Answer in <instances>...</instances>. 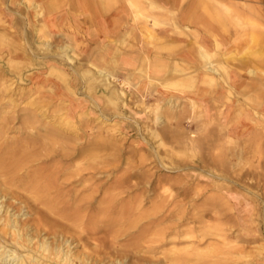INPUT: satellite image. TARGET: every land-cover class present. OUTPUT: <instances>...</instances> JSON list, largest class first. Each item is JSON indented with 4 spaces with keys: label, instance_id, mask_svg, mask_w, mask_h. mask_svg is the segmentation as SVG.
Instances as JSON below:
<instances>
[{
    "label": "rangeland",
    "instance_id": "374dc122",
    "mask_svg": "<svg viewBox=\"0 0 264 264\" xmlns=\"http://www.w3.org/2000/svg\"><path fill=\"white\" fill-rule=\"evenodd\" d=\"M184 1L193 2L195 13L203 14L212 29L226 37L214 52L218 54V63L220 60L225 62L227 69L234 67L235 58L245 57L258 49L264 51V0ZM35 3L38 0H0V107L3 108L0 123L9 115L6 112L10 108L4 103L11 96L19 103L15 110L21 117L12 122L15 127L22 126V110L28 108L33 112L34 121L71 120L77 126L79 136L77 143L70 145L81 146L85 151L71 161L72 169L88 165L91 161L88 154L91 153L95 160L98 159L92 161L97 166L96 184L101 186L108 180L106 186L128 185L132 189L120 197L139 204L140 212L156 211V216H160L171 209L177 216L154 229L169 227L157 242H150L148 239H153L154 235L148 233L136 239L139 226L145 220L135 228H119L124 234L108 236V247L94 240L77 242L61 233L58 242L67 240L64 246L70 245L81 257L89 256L91 264H116V261L121 264H264L263 119L246 136L235 138L230 135L233 137L230 140L220 112L209 117L195 110L198 117H194L186 89L179 83L172 86L173 96L177 97L172 105L165 102L164 97L168 94L163 97L145 94L143 105L133 104L130 95L127 105H122L117 97L108 98L109 94L102 91L98 81L78 80L81 67L77 63L84 60L77 50V67L71 71L68 65L55 66L51 53L44 54L37 49V43L45 40L54 44V48L67 41L41 29V20L39 23L32 8ZM147 9L149 11V7ZM135 24L137 22L132 19L130 44L137 45ZM139 35L143 42L149 43L141 32ZM17 45L23 47L18 51L19 58L17 54L11 56ZM31 53L39 57L33 59ZM46 62L51 64L45 65ZM52 66L61 67L60 72H53ZM121 78V74L116 75L115 88L122 86ZM125 88L128 94L131 93L130 88ZM60 94L64 97H58ZM89 97L94 98L98 106H94ZM107 98L110 103H106ZM68 101L85 105L86 113L84 107L80 110L73 107V117L69 116ZM156 103L161 105L157 115L160 120L150 111ZM36 125L39 126V122ZM50 132L58 136L63 134L52 128ZM37 133L44 135L47 132L40 127ZM7 135L17 134L9 131ZM92 141L94 144H90ZM105 171L109 172L108 178L103 175ZM119 190L111 188L112 196ZM89 193L87 190L82 194ZM102 197L98 191L94 204L104 206ZM114 204L117 205L115 199ZM22 208L19 219L29 220L32 212L23 205ZM45 237L54 241L51 234L42 232V238Z\"/></svg>",
    "mask_w": 264,
    "mask_h": 264
},
{
    "label": "bare ground",
    "instance_id": "6f19581e",
    "mask_svg": "<svg viewBox=\"0 0 264 264\" xmlns=\"http://www.w3.org/2000/svg\"><path fill=\"white\" fill-rule=\"evenodd\" d=\"M17 2L19 3V1ZM126 2L133 10L132 19L137 22V24H135L136 31L141 32V35H143L145 39L149 40L147 46L150 45L149 47L151 49L155 48L161 51L162 49H165L166 46H158V43H156V41L159 39L157 31L160 30L162 26H165L167 24L166 22H163L160 18H158L155 14L151 13L155 9L164 10V13H166L167 16L171 17V19H174L172 21L175 25V29H177L175 30V33L188 34V30L179 28L176 22L175 13L165 9V7L159 4V2L154 0H126ZM46 5L48 7L47 10L46 8L44 9L38 6V4L33 5L32 8L35 10V18H37V20H42L43 17L52 14L51 12L59 7L58 2L54 3L53 1L48 2ZM148 7L151 12L148 11ZM233 7L235 6L233 5ZM39 26H41V29L45 31L46 26L43 25V23H40ZM243 28L244 27H242V30H244ZM38 33L39 32H37L36 34ZM102 33L104 34L101 35L102 40L103 38H108L109 34L111 33V31L108 30L106 24L105 29ZM251 35L253 36L252 33ZM214 44L216 49L220 48V43L217 40H215ZM26 45L27 44H25V46ZM53 45L49 41L45 40L37 43V49L39 51H42L44 54L51 53L53 55V64L55 66L58 64L68 65L71 71H74L75 66L77 67L78 64V66L81 67L80 71H78V80H81V82H83V80L87 78L88 80L90 79V81H98L99 84H101L100 86L102 88V91H106L107 94H109L107 97L109 98L110 96H113L121 99L122 105L128 104L130 100V98L128 97L129 95L133 100V104L141 103L142 105L144 104L143 100L145 94H149V96L151 95V97H155V95H161L162 97L167 96L162 92V94L158 92V89L165 88L171 90V88H173L172 86L176 85L175 82H177L170 79L173 75L172 70L170 72V69L166 72V77L157 78L161 63L158 60L149 61L147 57H144L146 55L143 56L144 58L142 57L141 59H139V61L141 62L145 61L146 67L144 64L134 67V65L137 64H134L133 60H135V58L133 60L119 61L121 49L112 51L109 44H105L99 48L98 52H95L93 50L87 53L83 52L82 59L84 60V62L79 64L77 63L78 55H76V45L72 41V39H69L67 43L61 44L55 48L53 47ZM123 45H125L124 42H121L122 47ZM30 47L32 46L30 45ZM149 47L144 51L147 52L151 50L149 49ZM22 49L23 47L17 45V47L13 49L14 53H11V56L14 55L13 57H15V55L17 54L16 57L19 58L18 55H20V52L18 51H22ZM157 50L156 52L159 53V51ZM258 50L257 52H254L245 57H239V68L242 73H240L239 75L240 80H238V83H240L241 95L244 99L245 104L253 105L252 108L255 111V116H251L253 120L251 124L250 122L248 125L246 124V122L241 123L240 126L242 127L241 129H239L237 136H246L247 132L255 127L256 124H259L261 119H263L264 122V100L260 102V99L263 98L262 95L264 94V88L262 86L264 80V51H262L261 49L260 51ZM31 54L34 57L33 59H35L37 56L36 53ZM33 54H35V56ZM195 54L196 60L201 68L205 69L207 72H212L214 74H220V72H222V77L227 78V72L225 71L223 65L221 66L219 64L220 62L218 63V54H216V52L210 53L202 46H200L196 49ZM38 57L39 56H37V58ZM48 64L50 65L51 63H45V65ZM123 65H126L127 68L121 67ZM147 65H149V71L152 72L151 75L150 73L148 75L146 71ZM9 66V68H11V64ZM55 66L50 67L51 70H53V72H60L61 67L56 68ZM168 67L169 66H167V68ZM176 70H178L177 67ZM117 74H121L123 77L121 78L123 79L121 83L122 86L120 85L121 87L119 88H115L116 86H113ZM242 76L245 80L251 81H242ZM54 78L56 79V77ZM180 80L178 82L181 85L183 83L187 84L188 82L187 80ZM44 81L47 80L44 79ZM209 81L212 82L211 79ZM2 83L4 82L2 81ZM89 84L91 85V83ZM125 87L130 88L131 93L128 94L125 90ZM168 95V97H164L166 104H174L177 97L173 96V94ZM58 97H64V95L60 94V96L58 95ZM89 98L91 99V102L94 106H98V103L94 100V98ZM108 98L105 99L106 103H110V101L108 102ZM18 100H20V98ZM68 103L70 104L69 116L72 117L74 108L80 110L81 108L86 107L85 105L79 104L78 102L74 103L72 101H68ZM18 104L12 96L5 101L4 105L8 106L10 108V111L6 112L9 113V115L4 118V122L0 123V242L5 245L0 246V264H91L92 258L89 259V256H85L84 254V256L81 257L70 248V245L64 246L67 240H65L64 243L58 242L60 235L59 233H61L62 235H69L71 239L77 242L94 240L99 242L103 247H108L110 244H108V241H106V238L108 236H116V234L118 235V233H123L124 230H119V228H135L140 225L142 220L145 221L139 226V235L136 236V239L148 233L154 235L153 239H148L150 242H157L161 240L162 234L165 233V229H168L169 227L160 228L155 231L154 229L176 216L171 209H167V211L165 213H162L160 216H156V211L151 213L140 212L139 204H135L134 202H131V200L125 201L124 196L120 197V195L132 189L128 185L109 184L108 186H106V184H108V180L104 182V185L102 184L100 186L96 184L95 180L97 166L92 162L95 159L93 158V155L91 153L88 154V157L91 159L88 165H86L85 167H78L75 164V170L72 169L73 165L71 164V161L74 158L85 154V151L81 146L74 148L70 145V143H77V139L79 136V134L77 133V129L75 128L77 126H75L71 120L65 118L61 119L60 121H34L33 112H30V108H28L22 110V126L20 128L15 127L14 125H12V122L16 119L21 118L16 115L17 111L15 110V107ZM196 107V104L193 101H190V108L195 113L194 117H198V112H195ZM160 108L161 105L159 103H156L153 105V109L150 110L156 115L157 119H159L157 115ZM257 108L261 110V113L256 111ZM2 109L3 108L0 107V113L3 112ZM143 109L145 110L144 107ZM244 109L245 108H241L242 112L244 111ZM86 110L87 109L85 108V113ZM248 116V112H245L243 114V118H246ZM37 122H39V126L36 125ZM40 127L47 133L44 135L38 134L37 129ZM50 128L61 130L63 134L61 136L53 135L50 132ZM48 129L49 131H47ZM9 131L16 133L17 135L8 136L7 134ZM229 132L230 131H227L226 134L229 136L230 140H232L233 137L230 136ZM106 135L107 134L105 132V136ZM90 144H94V142L92 141L90 142ZM90 154L92 155L91 157ZM96 160L98 159L96 158ZM103 175L104 177L106 176L108 178L109 172L105 171ZM111 188H119L120 190L117 194L112 196L110 191ZM87 190H89L90 193L88 195H83L82 193ZM98 191H100V193L103 195L101 204H104V206L94 204L93 200L96 199L95 195ZM114 199L117 205L114 204ZM22 205L24 208H27L30 210V212H32L30 214L29 220L27 218L19 219V213L23 209ZM10 211H14V213H11ZM115 227H117V229L114 230ZM172 229L173 228H170V230ZM42 232L44 234H48V236L51 234L54 241H48L49 238L46 237L42 238ZM99 234H102V236L98 237ZM92 251L95 252L94 250ZM116 264L121 263L116 261Z\"/></svg>",
    "mask_w": 264,
    "mask_h": 264
},
{
    "label": "crops",
    "instance_id": "0c3cea01",
    "mask_svg": "<svg viewBox=\"0 0 264 264\" xmlns=\"http://www.w3.org/2000/svg\"><path fill=\"white\" fill-rule=\"evenodd\" d=\"M51 1L54 3L58 2L59 7L53 10L51 12L52 14H46L47 16L43 17L41 24L43 23L46 26V30L50 34H58L64 37L67 42L69 39H72L76 45V50L82 55L83 52L87 53L92 50L98 52L100 47L109 44L112 51L121 49L119 61L133 60L135 58L133 61L134 64H137L134 67L140 66L141 64H144L146 67L145 61H139V59L146 55L144 57H147L149 61L158 60L161 63L157 78L166 77L165 74L170 69V72L172 70L173 73L170 79L177 81L175 83H179V80H177L179 77H182L181 80H187V84L183 83L182 85L186 87L185 93L188 96V100L196 104V110L198 108L203 116L212 117L220 112L224 119L226 130L230 131L231 136L235 138L241 137L240 135L237 136L239 129L242 127L240 126L241 123L246 122L248 125L249 122L250 124L253 122L251 117L255 113L252 108L253 105L244 103L240 83H238V80H240L239 75L242 73L239 68V58L233 60L234 63L232 65H234V68L232 69H227L225 62L220 60L219 64L221 66L223 65L227 72V78L222 77V72L220 74L207 72L197 62L195 56L197 48L202 46L208 52H214V50L216 51L215 40H219L218 42L220 43V41H223L222 38L226 40V37L221 36L220 31L212 29L211 23L206 20L203 14L194 12L195 4L193 2H185L184 0H154L159 2L168 11L175 13L179 28L188 30V34L175 33L177 29H175L172 21L174 19L167 16L164 10L155 9L156 11L153 10L152 12L149 10L167 24L157 31L159 36V39L156 41L158 43L157 45H166L165 49L160 51L155 48L151 49L149 47L150 45L147 46L143 42L142 36L139 35L140 32L134 35L137 45L130 44L132 42L130 37H133L131 35L133 10L129 7L126 0H38L37 4L47 10L48 7L46 4ZM105 24L111 33L108 38H103L102 40L101 35L105 29ZM121 42L125 44L123 47L121 46ZM148 47L151 50L144 51ZM167 66L169 67L167 68ZM121 67L127 68L126 65ZM176 67L178 70H176ZM146 71L148 75L149 73L150 75L152 74L149 71V65H147ZM210 79L212 82L209 81ZM241 80H245L243 76ZM250 81L248 80L247 82ZM262 86L264 88V80ZM174 91L173 88L171 90L165 88L158 89V92L166 95L169 93L174 94ZM262 97L260 102L264 100V94ZM241 108H245L243 112ZM256 111L261 113V110L258 108ZM245 112H248L249 116L243 118Z\"/></svg>",
    "mask_w": 264,
    "mask_h": 264
}]
</instances>
